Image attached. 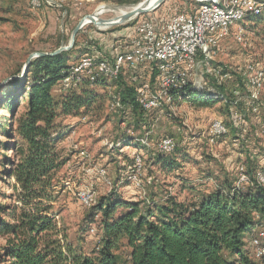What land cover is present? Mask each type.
Masks as SVG:
<instances>
[{
    "label": "trees",
    "instance_id": "obj_1",
    "mask_svg": "<svg viewBox=\"0 0 264 264\" xmlns=\"http://www.w3.org/2000/svg\"><path fill=\"white\" fill-rule=\"evenodd\" d=\"M76 51L88 53V48L75 40L67 51L33 58L23 77L8 80L7 96L0 99V109L7 112L0 117V132L9 140L2 144L4 151L12 152L3 155L0 164L6 189L0 195L9 200L0 203V263L264 264V255L256 259L248 246L255 228L264 225V188L253 181L251 166L246 171L251 182L240 187L235 186L236 174L218 180L205 172V180H214L213 189L189 202L170 197L140 207L119 195L103 196L83 221L97 223L96 248L87 252L67 238L55 218V176L67 162L58 143L68 134L58 119L86 113L97 98V83L85 79L65 86L59 98L53 95L69 76ZM19 73L20 68L13 75ZM215 91L224 89L219 85ZM120 94L122 102L137 111L134 83L124 85ZM183 99L195 107L217 102L203 95ZM124 142L135 144L132 139ZM152 160L159 170L171 173L192 159L176 147L168 154L154 153Z\"/></svg>",
    "mask_w": 264,
    "mask_h": 264
},
{
    "label": "rangeland",
    "instance_id": "obj_2",
    "mask_svg": "<svg viewBox=\"0 0 264 264\" xmlns=\"http://www.w3.org/2000/svg\"><path fill=\"white\" fill-rule=\"evenodd\" d=\"M129 1L131 2L0 0V84L3 83L0 85V99L6 98L7 92H4L8 89L6 83L16 69L20 68V73L15 75H21L31 54L51 52L60 46L67 45L79 20L88 14L101 12L99 16L97 15L99 19H112L120 15L121 11L126 12V9L143 0ZM196 5L195 0H164L155 10L140 14L125 24L111 27H97L92 23L84 24L76 33L75 40L79 47L88 48V54H92L95 49L106 51L110 48V42H114L112 40L114 36L123 39L132 25L138 21L143 19L163 21L173 13L190 12ZM238 27L248 30L242 42H237L233 36ZM263 32L264 17L247 20L233 27L229 36L221 43V51L215 59L208 65L198 66L196 76L199 77L202 72L205 86L215 90L217 79L206 69L210 66L218 67L221 71L230 72L232 75L231 80L222 84L226 85L225 90L228 89L235 83L233 80L241 79L244 66L248 61L264 63ZM116 41L121 43L118 39ZM84 54L85 52H72V63H76ZM136 75L132 74V77ZM138 76L134 80L128 73L118 79H102L93 88L97 98L86 113L80 112L76 116L58 119L68 134L58 143V149L67 162L55 176L58 183L55 218L61 229L65 231L67 238L73 240L75 244H82L87 252L96 248L100 239V230L97 223L87 225L83 222L91 206L86 207L78 201L75 195L78 188L88 186L93 191L96 202L109 194L119 195L125 201L137 202L140 207L165 201L170 197L189 202L205 190L213 189L214 180H205L203 177L205 172H212L213 178L216 177L218 180L230 173L238 176L240 164L244 163L241 158H237L240 148L232 146L230 137L225 136L210 141L206 134L210 119L219 117L221 112V105L217 102L212 106L195 107L187 99L176 100L173 103L174 111L168 104L162 102L159 108L149 113L141 111L139 106L135 112L132 106L124 103L121 111L114 110L115 108L111 107V95L121 92L126 84L138 85L146 81L145 75ZM152 84V90H154L157 84L153 82ZM64 87V83H59L53 95L59 98ZM262 93L264 89L260 95ZM262 103V107L260 106L262 110L254 116L256 119L260 118L261 113L264 114V99ZM1 115L7 116V112L0 109V117ZM125 126L131 128L133 136H126ZM258 129L259 134L251 138L253 142L246 148V155L248 156V153L252 151L254 156L251 163L252 169L254 167L255 171H264V125ZM145 131L151 133L150 147L124 142L132 137H139ZM163 135L173 137L177 143L176 147L183 149L192 159L185 161L181 168L171 173L159 170L152 162L156 151L154 146L156 139ZM4 141L9 142L5 133L0 132V164L3 155H12L11 151H4L2 144ZM80 150L87 152L90 159L82 160L79 156ZM135 152L140 153L143 162L142 183L139 187L124 181L125 172L132 165ZM92 167L105 168L110 184L106 179L85 172L87 168ZM1 170L0 166V193H3L6 189ZM8 201L0 195L1 204ZM80 228H84V231ZM2 244L3 238L0 236V246ZM248 246L251 248L250 244Z\"/></svg>",
    "mask_w": 264,
    "mask_h": 264
},
{
    "label": "built area",
    "instance_id": "obj_3",
    "mask_svg": "<svg viewBox=\"0 0 264 264\" xmlns=\"http://www.w3.org/2000/svg\"><path fill=\"white\" fill-rule=\"evenodd\" d=\"M195 2L197 5L190 12H176L159 22L148 19L138 21L132 25L126 39L113 46V53L109 58H98L85 53L73 63L70 74L63 83L65 86L70 83L76 85L85 79L90 84H95L102 79H117L126 70L134 73L141 70L147 82L135 84V101L144 113L159 108L162 102L174 111V101L191 95H203L229 105L235 121L244 126L246 119L239 110V104L244 100L253 116L259 112V95L264 86V63L250 60L245 64L242 73L245 95L241 94L238 84L221 92L207 88L202 72L199 77L196 76L197 67L208 65L215 59L221 51V43L229 36L233 27L250 18L264 17V0ZM244 35L242 28H238L233 34L237 42H242ZM206 71L216 77L219 85L232 78L230 72L221 71L218 67L210 66ZM138 77L136 75L132 78L136 80ZM152 82L157 84L154 90ZM111 102L114 110L121 111L124 108L120 92L111 95ZM124 128L127 137L133 136L130 127ZM228 132L227 124L220 117L210 119L206 133L210 141L225 137ZM131 139L142 147H150L152 140L150 131ZM154 146L156 153L168 154L176 148L177 143L173 137L163 135ZM134 154L132 165L125 172L124 181L139 187L142 183L143 162L140 153ZM79 156L85 161L90 159L84 150L79 151ZM85 172L106 179L110 184L108 172L103 167L87 168ZM253 181L264 188V171H254ZM250 182L249 175L241 168L235 186L240 187ZM75 195L86 207L96 203L94 193L88 186L78 188ZM249 244L254 257L261 259L264 255V225L255 228Z\"/></svg>",
    "mask_w": 264,
    "mask_h": 264
},
{
    "label": "crops",
    "instance_id": "obj_4",
    "mask_svg": "<svg viewBox=\"0 0 264 264\" xmlns=\"http://www.w3.org/2000/svg\"><path fill=\"white\" fill-rule=\"evenodd\" d=\"M259 18H262V17H259ZM251 19H255V18H250V19H247V20L249 21ZM247 20H245L243 22H246ZM241 23H239L238 25H240ZM238 28H242L245 31V33L248 32L247 28H244V27H238ZM128 34H129V32L125 34V36L123 37V39H119V37L114 36L112 38V40H114V42L113 41H112V43L110 42V48L108 50L105 51L103 49L102 50L101 49H98V50L95 49V50H93L92 55L95 56V57H98V58H109L112 55V53H113V46L115 44L116 45L119 44V43H117L116 40L118 39V42L119 41L122 42L123 40L126 39V36ZM128 73H130L131 77H132V74H137V76L138 75H141V74L144 75L143 73H141V70H139V71H137L135 73L132 70H126L120 76H125ZM120 76H119V78H120ZM129 78H130V76H129ZM233 83H234L233 85L238 84V86L241 87V94L242 95H245L246 94L245 82H244L243 76L239 80H233ZM216 84H217V82H216ZM218 86H219V84H217V87ZM225 86L226 85H222L223 89H224ZM263 89H264V86H263ZM262 98L264 99V93H262L261 95H259V101H258V103H259V110H262V108L260 109V106L262 107V105H263V103H262V100L263 99ZM217 103H219V102H217ZM219 104L221 105L220 107L222 108L221 109V112H219L220 113L219 114V117L222 120H224V122L227 124L228 129H229L228 135L226 137L227 138L230 137V140L232 142V146L234 145V146H237V147L240 148L238 150V152H237V158H241L242 162H244V163L240 164L239 170L242 168L245 171H247L250 166L252 167L251 163H253L252 160H253V157L254 156L252 155V153H251L252 151H251L250 153H248V156H249L248 157L246 155L247 154L246 153L247 152V149L246 148L248 147L249 143H252L253 142L251 138L259 134L258 133V130H259L258 128L261 127L262 125H264V114L261 113V115L259 116L260 117L259 119L254 118L253 114L250 111H248V108L246 106L245 101L242 100L240 102V104H239V110L244 114L245 119H246V124L244 126H240L235 121L234 117L231 115V113H230V111H231L230 110V106L227 105V104H222V103H219ZM260 131L263 132V130H260ZM158 139L159 138H157L156 141ZM243 155H244V157H243ZM253 171H255V168L254 167H253Z\"/></svg>",
    "mask_w": 264,
    "mask_h": 264
},
{
    "label": "water",
    "instance_id": "obj_5",
    "mask_svg": "<svg viewBox=\"0 0 264 264\" xmlns=\"http://www.w3.org/2000/svg\"><path fill=\"white\" fill-rule=\"evenodd\" d=\"M163 1L164 0H156L152 5H150V2L148 0L141 1L136 7L132 8L131 10L126 11V12H124V13H122V14H120V15L112 18V19H108V20L99 19L96 16V14H88L79 20V22L77 23V25L75 26V28L73 29V31L71 33L70 41L67 45L60 46L57 49L53 50L52 52H35V53L31 54L25 63V69H26L27 65H29L32 58L47 55V54L53 55V54L59 53L61 51L69 50L74 44L76 33L78 32L79 29L82 28V26L86 22L92 23V24L96 25L97 27H111V26H115V25L125 24L140 14L148 13L150 11L155 10ZM206 1H210V0H206ZM25 69H24V71H22L21 75H12L10 77V79H14V78L20 79L21 77H23L25 75V73H26ZM1 84H3V83H1Z\"/></svg>",
    "mask_w": 264,
    "mask_h": 264
},
{
    "label": "bare ground",
    "instance_id": "obj_6",
    "mask_svg": "<svg viewBox=\"0 0 264 264\" xmlns=\"http://www.w3.org/2000/svg\"><path fill=\"white\" fill-rule=\"evenodd\" d=\"M143 1H145V0H143ZM148 1L150 2V5H152L156 0H148ZM139 3H140V2H139ZM139 3H138V4H139ZM138 4H136V5L132 6V7H130L129 9H126V10L129 11V10H131L132 8L136 7ZM100 13H101V12H98V14H96V16H97V15L99 16ZM120 13L122 14V13H124V12L121 11ZM88 23H89V22H86L85 24H88Z\"/></svg>",
    "mask_w": 264,
    "mask_h": 264
}]
</instances>
